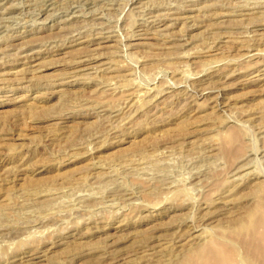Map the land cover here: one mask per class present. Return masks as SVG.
I'll use <instances>...</instances> for the list:
<instances>
[{"label": "rangeland", "instance_id": "obj_1", "mask_svg": "<svg viewBox=\"0 0 264 264\" xmlns=\"http://www.w3.org/2000/svg\"><path fill=\"white\" fill-rule=\"evenodd\" d=\"M52 1L0 0V264H264V0Z\"/></svg>", "mask_w": 264, "mask_h": 264}, {"label": "bare ground", "instance_id": "obj_2", "mask_svg": "<svg viewBox=\"0 0 264 264\" xmlns=\"http://www.w3.org/2000/svg\"><path fill=\"white\" fill-rule=\"evenodd\" d=\"M31 1V0H30ZM45 2L46 3V5L45 6H50L51 4H52V0H42V2ZM161 1V0H160ZM166 1V0H165ZM41 2V3H42ZM50 2V3H49ZM105 2V1H104ZM47 3H49V4H47ZM85 3V2H84ZM88 2H86V4H87ZM89 4V3H88ZM166 4V3H165ZM64 5V4H63ZM147 5V4H146ZM28 7V6H27ZM166 7V6H165ZM91 8V7H90ZM94 8V7H93ZM144 8V7H143ZM74 9V8H73ZM152 9V8H151ZM72 10V9H71ZM96 10V9H95ZM142 10V9H141ZM25 11V10H24ZM166 11V10H165ZM28 12V11H27ZM63 13V12H62ZM69 13H72L71 11L69 12ZM74 13H76V11H74ZM152 13V12H151ZM67 15H69V14H67ZM77 15V14H76ZM101 16V15H100ZM105 16V15H104ZM225 16V15H224ZM227 16V15H226ZM3 20V19H2ZM6 20V19H5ZM71 20V19H70ZM101 20V19H100ZM173 20H174V18H173ZM258 20H259V22H261V23H257V25L256 26H264V22H263V19L262 18H258ZM17 21V20H16ZM22 21V20H21ZM163 21V20H162ZM175 22V21H174ZM103 23V22H102ZM88 25V24H87ZM164 25V24H163ZM250 25V24H249ZM255 26V27H256ZM166 27V26H165ZM164 27V28H165ZM167 27H169V26H167ZM84 28V27H83ZM90 28V27H89ZM81 29V28H80ZM166 29V28H165ZM169 29V28H168ZM77 30V29H76ZM94 30V29H93ZM74 31V30H73ZM168 31V30H167ZM9 32V31H8ZM254 32V31H253ZM260 32H262V31H260ZM160 34V33H159ZM77 36V35H76ZM110 37V36H109ZM108 38V37H107ZM1 41V40H0ZM81 42H83V41H81ZM89 42V41H88ZM97 43V42H96ZM250 43V42H249ZM99 45V44H98ZM249 48V47H248ZM254 52V51H253ZM257 53V52H256ZM255 54V53H254ZM31 55V54H30ZM90 56V55H89ZM249 56H251V55H249ZM31 57V56H30ZM85 57H88V54H87V56H85ZM84 57V58H85ZM6 58V57H5ZM32 58V57H31ZM30 58V59H31ZM33 59V58H32ZM82 59V58H81ZM91 59V58H90ZM245 60V59H244ZM254 60V59H253ZM87 61V59L85 58V59H82V60H80L79 62H78V67H76L75 69L77 70V71H79V72H81V71H86L87 69H91V67H85V66H88L85 62ZM89 61V60H88ZM86 64V65H85ZM91 64V63H90ZM85 65V66H84ZM75 67V66H74ZM99 68V67H98ZM76 73V72H75ZM78 73V72H77ZM75 76V75H74ZM79 76V75H78ZM256 77V76H255ZM73 81V80H72ZM74 82V81H73ZM72 82V83H73ZM71 83V82H70ZM108 90V89H107ZM200 92V91H199ZM137 95V94H136ZM131 96V95H130ZM138 96V95H137ZM136 98V97H135ZM114 113V112H113ZM111 115V114H110ZM238 178H239V176H238ZM216 202V201H215ZM162 210V209H161ZM255 222V221H254ZM253 222V223H254ZM198 223V222H197ZM242 224V223H241ZM239 226V225H238ZM250 226V225H249ZM249 226L247 227V228H249ZM241 227H245V226H241L240 225V228ZM232 230V229H231ZM243 230V229H242ZM251 229H248V231H250ZM240 231V230H239ZM198 233V232H197ZM196 233V234H197ZM236 233V232H235ZM249 233V232H248ZM233 234H234V232H233ZM236 234H238V233H236ZM242 234H244L243 232H242ZM241 234V235H242ZM239 235V234H238ZM238 235H236V236H238ZM201 236V235H200ZM200 236H199V238H200ZM261 236V235H260ZM198 237V236H197ZM196 237V238H197ZM208 237V236H207ZM240 237H242V236H239V237H237V238H240ZM251 237H252V235H251ZM262 237V236H261ZM178 238V237H177ZM215 239V238H214ZM212 237L210 238V236L208 237V239L205 241V243H207L206 245L207 246H213V247H215L217 250L216 251H214L213 253H215V252H217L216 254H218L219 253V250H221L222 249V253L224 252V249L223 248H225V247H223V246H219L218 244H217V242H215V240H214ZM242 239V238H241ZM250 239V238H249ZM264 239V238H263ZM196 240V239H195ZM204 240V239H203ZM251 240V239H250ZM202 241V240H201ZM236 242V241H235ZM255 242H256V240H255ZM245 243V242H244ZM250 243V242H249ZM248 244V242H246V244L245 245H247ZM256 244V243H255ZM226 245V244H225ZM244 245V246H245ZM250 246H251V244H250ZM254 246V245H253ZM220 249H219V248ZM260 247V246H259ZM206 248V247H205ZM226 250H227V248H225ZM225 250V251H226ZM38 251V250H37ZM229 251H231V250H229ZM228 251V252H229ZM246 251H247V249H246ZM190 251H188V253H189ZM227 252V251H226ZM226 252H224L223 253V257L221 258V260L220 259H217L216 258V260H215V258H214V261L212 260V258L211 257H209V258H211L210 260H209V262H208V264H233V263H235V260H236V257H234L233 256V253H231L230 252V254L229 253H226ZM233 252V251H232ZM200 253V255H202V253H204L205 255H208V256H211V255H213L212 254V251H209V250H204V248H203V246L201 247H199V248H197V249H192L191 250V252H190V254H191V256L192 257H194V256H196L197 254H199ZM219 255V254H218ZM250 255V258H251V254H249ZM43 256V255H42ZM188 256V255H187ZM220 256V255H219ZM219 256H217V257H219ZM213 257V256H212ZM196 258V257H195ZM200 258V257H199ZM184 259V258H183ZM223 259V260H222ZM191 260V259H190ZM198 261L199 260H201V259H197ZM212 260V261H211ZM197 261V262H198ZM30 262V261H29ZM119 262V261H118ZM200 262V261H199ZM104 264V263H103ZM106 264V263H105ZM116 264V263H115Z\"/></svg>", "mask_w": 264, "mask_h": 264}]
</instances>
